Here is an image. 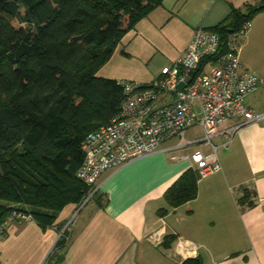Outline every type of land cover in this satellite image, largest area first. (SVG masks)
I'll return each mask as SVG.
<instances>
[{
	"label": "crops",
	"instance_id": "0c3cea01",
	"mask_svg": "<svg viewBox=\"0 0 264 264\" xmlns=\"http://www.w3.org/2000/svg\"><path fill=\"white\" fill-rule=\"evenodd\" d=\"M261 2L163 0L124 35L98 76L149 83L185 52L196 27H214L232 7L245 11ZM239 55L244 68L264 78V11L253 17ZM246 104L264 113V84ZM218 159L221 170L201 178L197 197L178 207L168 206L165 193L196 169L190 159L157 151L107 170L96 185L103 206L93 200L77 210L70 203L49 228L35 220L9 223L0 236V264L45 263L74 215L58 264H183L197 257L203 264H264V119L241 126Z\"/></svg>",
	"mask_w": 264,
	"mask_h": 264
},
{
	"label": "trees",
	"instance_id": "16d2710c",
	"mask_svg": "<svg viewBox=\"0 0 264 264\" xmlns=\"http://www.w3.org/2000/svg\"><path fill=\"white\" fill-rule=\"evenodd\" d=\"M162 2L0 0V224L21 211L52 227L65 206L91 193L77 175L82 144L120 114L125 97L119 81L98 72L124 35ZM262 11L264 0L245 11L232 7L210 28L225 42ZM199 180L197 169L184 171L165 193L168 206L195 199ZM92 198L104 205L99 190ZM69 241L66 231L49 259L59 263Z\"/></svg>",
	"mask_w": 264,
	"mask_h": 264
},
{
	"label": "built area",
	"instance_id": "2783aa9c",
	"mask_svg": "<svg viewBox=\"0 0 264 264\" xmlns=\"http://www.w3.org/2000/svg\"><path fill=\"white\" fill-rule=\"evenodd\" d=\"M251 26L252 20L247 21L225 42L211 28L198 26L185 52L151 82L119 80L125 94L120 114L90 132L82 144L84 161L77 175L90 188L89 198L105 171L157 151L173 160L190 159L200 179L221 170L218 149L229 147L241 126L264 119V113L246 104L264 78L244 68L239 55ZM231 119L238 122L227 125ZM219 137L223 141L216 144ZM31 220V214L14 211L0 224V236L9 223ZM43 264L52 263L48 258Z\"/></svg>",
	"mask_w": 264,
	"mask_h": 264
},
{
	"label": "rangeland",
	"instance_id": "374dc122",
	"mask_svg": "<svg viewBox=\"0 0 264 264\" xmlns=\"http://www.w3.org/2000/svg\"><path fill=\"white\" fill-rule=\"evenodd\" d=\"M262 0H260V2H261ZM214 142L216 143V144H218V142H219V139L218 138H215L214 139ZM221 153H222V150H220L219 151V155L221 156ZM89 196H90V194L86 197V198H84L80 203H78V208H77V210L78 209H80L81 207H84L85 205H87V204H89L90 202H92L93 201V198H92V196H91V198H89ZM17 205H19L18 203H17ZM77 210H76V212H77ZM75 216V215H74ZM74 216H72V218L74 217ZM71 218V219H72ZM70 219V220H71ZM74 219H75V217H74ZM74 221V220H73ZM69 229H70V224L69 223H67L66 225H63V227H61L60 228V231L59 232H63V234L67 231L68 232V235H69ZM70 237V236H69Z\"/></svg>",
	"mask_w": 264,
	"mask_h": 264
},
{
	"label": "water",
	"instance_id": "95a60500",
	"mask_svg": "<svg viewBox=\"0 0 264 264\" xmlns=\"http://www.w3.org/2000/svg\"><path fill=\"white\" fill-rule=\"evenodd\" d=\"M184 86H185L184 83H181V84L179 85V88L182 89V88H184Z\"/></svg>",
	"mask_w": 264,
	"mask_h": 264
}]
</instances>
